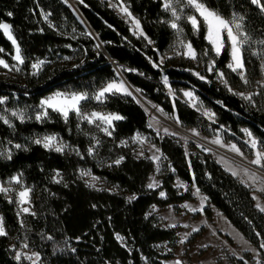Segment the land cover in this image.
<instances>
[{
  "label": "trees",
  "instance_id": "trees-1",
  "mask_svg": "<svg viewBox=\"0 0 264 264\" xmlns=\"http://www.w3.org/2000/svg\"><path fill=\"white\" fill-rule=\"evenodd\" d=\"M124 1L139 19L147 39L132 34L127 23L103 0H76L75 5L135 89L171 120L195 129L201 136L211 137L222 127L223 141L233 142L241 152L249 154L242 131L249 128L264 148V90L250 104L205 69L198 72L201 76L192 73L196 67L190 59L169 57L161 61L176 38L161 0ZM201 2L225 19L235 14L242 24L243 32L250 37L242 50L245 75L247 82L254 83L261 75L259 52H264V44L259 43L264 40L261 6L252 0ZM0 22L12 25L25 68L22 79L0 78V98H6L0 104V117L11 124L0 119V146L2 152L12 154L11 159L0 155V179L20 174L32 187L34 210L26 216L23 229L14 204L0 192V216L7 233L0 236V264H29L17 260L10 248L12 242L36 251L39 264H165L163 260L172 255L162 254L157 245L174 244L178 227L161 226L159 217L150 209L192 200L191 186L203 193L208 203L264 257V212L255 205L251 189L210 153L191 142L185 147L177 137L154 131L145 109L131 96L113 92L102 101L88 98L81 102L83 113L95 110L123 117L113 121L111 136L75 112L69 113L67 122L51 109L46 117L36 119L40 100L52 92L94 94L117 79L106 53L65 0H0ZM178 25L197 55L207 51L228 83L242 87L241 79L227 66V43L215 56L202 23L200 31L195 32L182 16ZM0 48L10 63L13 45L2 30ZM33 59L47 60L37 74L30 73ZM165 78L175 92L173 97L167 93ZM188 86L194 87L203 103L213 110L215 122L183 100L179 90ZM12 112L23 113V122ZM136 133L149 136L161 151L160 185L156 188L148 185L155 170L153 160L134 153L130 138ZM47 135L56 136L66 145L63 152L34 143ZM15 144L22 148H15ZM89 148H93L91 155ZM121 157L122 162L115 164ZM83 169L101 179L105 187L90 186L80 175ZM57 172L59 183L55 179ZM176 178L187 184L185 191L177 188ZM133 196L135 199H130ZM203 214L211 218L208 207ZM250 259L248 252L241 258L231 255L229 264H246Z\"/></svg>",
  "mask_w": 264,
  "mask_h": 264
},
{
  "label": "rangeland",
  "instance_id": "rangeland-1",
  "mask_svg": "<svg viewBox=\"0 0 264 264\" xmlns=\"http://www.w3.org/2000/svg\"><path fill=\"white\" fill-rule=\"evenodd\" d=\"M70 1L72 3H75L76 0H70ZM103 1H105V3L127 23L132 34H134L135 36H145L144 33L143 35H141V31H142L141 25H140V28L137 29L135 24L133 23V18H135L136 20H139V19L131 13L126 1L124 0H103ZM161 2H162L163 11L168 15V20H169L168 24L170 25V23L173 21L174 18L172 17L170 10L166 11L164 9V6H163L164 0H161ZM172 3H173V7L177 9V13L180 15L181 18L182 16H186V19H187V16L196 14L194 12V9H192L191 7H184L183 3H177L176 0H172ZM123 7H127L128 11L132 14L131 17L126 15L121 10ZM196 15L198 17V14ZM228 20H232V18H229ZM178 22L179 20L176 21V23ZM237 22L240 23L238 19H237ZM174 31L176 32V38L172 42L170 48L166 52H164L163 55L161 56V61L169 57H175V58L184 57V58L190 59L193 62L194 66L196 67L195 70L191 69L192 73L195 74V73H198L200 70L205 69L207 72L212 74L215 77V79L221 85L225 86L231 93L237 95L238 97H240L244 101H247L250 104H254V100L257 94L261 90H264V52L263 51L259 52L261 56L260 78L256 80L254 83H249V82L245 83V80L241 78L242 75L246 78L245 70L243 69V70L233 71L241 79L243 83L242 87L236 88V87L231 86L224 76L221 77L219 75V73H222V71L216 67L213 58L210 57L207 51H204L201 55H197L196 53L197 58L195 60L188 58L186 55H184L183 53H185L186 49L182 46L181 42H183L184 44H187L189 43V41L183 37V34L181 31H178V30H174ZM205 38H206V34H205ZM212 51L215 56H218L216 52L213 50V46H212ZM229 51H230V46H229ZM14 55H15V49L13 46V54L11 56V62L9 63L3 57V52H0V59L5 60V62L8 63L10 67L15 66L16 68L20 69L19 71H16L14 69L10 71L0 66V78L2 79H22L24 78L25 76V68L23 66L24 63L18 64L17 61L13 59ZM39 61H44V63L41 64L39 68L34 69L32 65L34 63H38ZM45 63H47V60L33 59L30 63V68H31L30 73L37 74ZM229 63H231V55L227 63V66ZM210 68L212 69L211 71H209ZM198 76H201V75H198ZM110 82L120 83V82H123V80L117 75V79L107 82L102 88H100L94 94H87V96L89 98L96 100L94 98L95 95L101 89L106 87L107 84ZM165 85L167 88V93L171 97H173L175 95L174 90L167 83H165ZM124 86L126 87L125 83H124ZM186 92H191L192 96L191 97L186 96L185 95ZM57 93L71 95L73 93L79 94L82 92L55 91V92H52L44 96L41 100H45L51 96H55ZM117 93L126 95L122 92H117ZM179 94L181 95V97L187 104H189L190 106H192L193 108L201 112L210 121L215 122V114L213 110L203 103L200 95L198 94L197 90L194 87L188 86V87L182 88L179 90ZM128 96H131V95H128ZM246 96H250L251 99H245ZM152 103L150 104L155 107L156 104L153 105L154 103L153 104ZM157 107L159 108L157 109L158 112L163 117H166V115L163 114V112L161 111L160 107L159 106ZM43 111L44 109L41 108V104H40L38 114H42ZM91 112L93 111L84 112V113L90 114ZM95 112H99L101 114H115V113L103 112V111H95ZM147 119H148L149 126L152 129H154V131H156L157 133L173 135L177 137L183 143L185 147L187 146L188 142H191L194 145H196V142L194 140L178 133L175 129L171 128L164 121L153 118V117H147ZM174 122L178 126L180 125L178 122L176 121ZM99 123L100 122L97 121L94 124L97 125ZM104 126L105 125L101 124L99 128L101 129ZM179 127H181L186 133L190 135H194L195 137L202 140L207 145L206 147H209L207 153H210L211 156L226 171L231 173L239 181H241L242 183H244L246 186H248L251 189L253 198L256 197L254 201L258 209H261L262 207H264V191H259V189L264 188V168L251 163V161L257 158L258 154H260L261 156H264V148H262L259 145L258 138L252 134L249 128H243L242 131L244 134V140L248 144L251 152L249 154H245L239 150V153H242L241 155L233 150V146H235V148L238 149V147L233 142L223 141L221 131L224 128L222 127L219 130H217L216 133L211 137L201 136L198 134V132L195 129H192V128H185V127H182L181 125ZM111 130L112 128L109 129V131ZM249 133H251V135H249ZM137 134L140 135L141 137L140 140L135 139ZM43 137L44 136L38 139H42ZM130 141L134 145V153L136 156L138 157L148 156L150 159L153 160L155 164V170L149 177L148 185L153 184L154 186L152 188L158 187L160 185V167H161V163L163 160L159 147L152 141V139L149 136L142 134V133L134 134L130 138ZM253 141L256 142L255 147H253ZM0 152H2L1 146H0ZM154 157H158V159H154ZM239 161H243V162H239ZM262 163H264V160H262ZM81 172L90 173V175L81 176L90 186L94 185L93 187H96V188L105 187L104 182L98 177H96L95 175L91 174V172L88 169L81 170L80 175H81ZM233 173H236V174L234 175ZM253 175L255 176V179H253ZM13 177H19L20 182L16 183L15 181H13L12 180ZM92 177H96L97 179L93 180ZM55 179L60 180V177L55 176ZM0 185L9 189L7 193H3V192L2 193L7 200L11 201L14 204L16 215L18 217L21 227L24 229L26 216L29 214H33L34 210L32 207L31 200H30L31 192L29 194V202L24 203V204H21L19 202L18 193L20 191H23L25 188L32 190L31 185L25 184L23 177L20 174L13 175L5 179H0ZM175 185L181 192L187 189V184L178 178L175 179ZM190 190L193 195L192 200H185L177 204H169L162 208H159L157 206H152L150 209V212L155 213L159 217V224L161 226L163 227L177 226L178 227V231H177L178 237L174 244L163 242L157 245V249L162 254L172 255V257L163 260L165 264H229V256L234 255L238 258H241L247 252L250 254L251 259L246 264H260L261 262H264V257L261 256V253L259 252L258 248L255 245L251 244L240 233V231L236 229L226 219V217L218 209L211 206L207 201V197L203 193H201L195 186H191ZM25 207L29 209L28 213H25L22 211V209ZM206 207L210 209L211 218H207L205 214H203V210ZM248 245L250 246L249 248H247ZM17 246H15L13 242L10 244V248L14 251L15 257H17V253H20L19 260L24 261L25 263H29V264H39L40 263V255L36 251L28 250L23 244L22 245L19 244ZM29 256L32 258L28 259Z\"/></svg>",
  "mask_w": 264,
  "mask_h": 264
},
{
  "label": "snow or ice",
  "instance_id": "snow-or-ice-1",
  "mask_svg": "<svg viewBox=\"0 0 264 264\" xmlns=\"http://www.w3.org/2000/svg\"><path fill=\"white\" fill-rule=\"evenodd\" d=\"M82 2V0H81ZM177 3H183L184 7H191L194 9V12L198 14V17L196 14L187 16L188 22L192 25V28L194 31H200L201 23L203 24L204 28L206 29V39L209 41V43L213 46V50L216 52L217 55H219L222 51V49L225 47V44L227 43L230 46V55H231V63L228 64V67L232 69V71L237 70H243L244 69V60L242 55V50L244 48V45L248 43L250 37L245 34L242 31V24L237 22V17L235 14L233 15L232 20L225 19L222 15H220L215 10H211L208 6H206L205 3L201 2V0H176ZM253 4H257L261 6V10L264 11V4H261V0H252ZM164 9L166 11H171V15L174 18L173 21L170 23V27L174 30L183 31L182 28L176 23V21L180 20V15L177 13V9L173 7L172 0H164ZM126 15L131 17V13L128 11L127 7H123L121 9ZM182 11V10H181ZM9 16L12 15V13H8ZM47 19V17H45ZM240 20L243 18L240 17ZM133 23L135 24L136 28H140V22L139 20H136L133 18ZM0 30H3L4 35L12 42L14 49H15V55L13 56V59L17 61L18 64L24 63V57L21 53L20 45L18 44L16 38L12 34V25L9 23H2L0 22ZM141 35H143V32L141 31ZM145 39L147 37L145 36ZM151 43V41H149ZM260 44H264V40L259 41ZM182 46L186 49L184 55H186L188 58H191L195 60L197 58L196 51L193 49L191 43L184 44L181 42ZM4 50L0 48V52H3ZM44 61H39L38 63H34L32 67L34 69L39 68L41 64H43ZM0 66L8 69V70H16L19 71V68H16L15 66H9L8 63L5 62V60L0 59ZM156 67V65H153ZM212 69L210 68L209 71ZM196 75H199L198 73H195ZM221 77H223V73H219ZM203 79V77H200ZM242 79L245 80V83H247L246 78L242 75ZM165 83H167V78H165ZM113 92H122L126 95H132L131 92L128 91V89L124 86L123 82L116 83V82H110L107 84L106 87L101 89L96 95L95 99L97 101H102V98L105 97L106 93H113ZM186 96L191 97V92H186ZM89 97L86 93H73L71 95H65L63 93H57L55 96H51L45 100H41V108L44 109L42 114H37L36 119L39 121L42 118L47 116V109H52L53 111H56L62 115V117L65 119V122H67L68 116L70 112H75L78 117L82 120H86L89 124L96 123L99 121L100 123L97 124L98 127H100L101 124L105 125L101 128V131H103L106 135L111 136L112 132L109 131L110 128L113 127V121H118L123 119L122 116L116 115V114H101L99 112H91L90 114H86L82 112L81 108V102L87 100ZM6 98H0V104H3L5 102ZM245 99H251L250 96H246ZM13 116H16L18 119L23 122L24 115L23 113H17L12 112ZM0 119H3L5 124H9L11 126L10 122L4 118L0 117ZM167 131V130H166ZM251 135V133H249ZM137 140H140L141 137L139 134H137L136 138ZM218 142V141H217ZM9 143H11L9 141ZM37 145H42L43 148L47 150H55L56 152H63L66 145H64L62 142H59L57 140V137L54 135H47L44 136L42 139H36L34 141ZM255 141H253V147H255ZM15 148L20 149L22 148V145L15 144ZM233 150L239 153V149H236L235 146H233ZM89 154L91 155L93 152V148L88 149ZM8 159H11V151H7V153L0 152V155H5ZM242 155V153H239ZM154 159H158V157H154ZM123 160V157L120 159H117L115 161V164L119 165ZM262 160H264V156H261L260 154L257 155V158L253 161H251L252 164H255L259 167L264 168V163H262ZM234 175L236 173H233ZM59 172H57V176H59ZM90 175V173L87 172H81V176H87ZM93 180L97 179L96 177H92ZM253 179H255V176L253 175ZM13 181L16 183H19V177H13ZM57 183L60 181L57 180ZM94 186V185H92ZM153 184H149V187H153ZM9 191L8 188L3 187L0 185V192L7 193ZM259 191H264V188L259 189ZM31 192V189L25 188L23 191H20L18 193L19 196V202L21 204L28 203L29 202V194ZM163 196L164 194L161 193ZM130 199H135V197H131ZM256 199V197H254ZM261 211H264V207L260 209ZM23 212L28 213L29 209L27 207L22 209ZM7 233L5 232L4 224H3V218L0 217V236H5ZM119 238V237H118ZM27 247V245H25ZM261 247L264 248V244H261ZM17 260L20 259V253H17ZM32 257H28V259H31Z\"/></svg>",
  "mask_w": 264,
  "mask_h": 264
},
{
  "label": "bare ground",
  "instance_id": "bare-ground-1",
  "mask_svg": "<svg viewBox=\"0 0 264 264\" xmlns=\"http://www.w3.org/2000/svg\"><path fill=\"white\" fill-rule=\"evenodd\" d=\"M126 88L128 89L129 92L132 93V97L138 102L140 103L143 108L145 109V111L148 114V117H153L156 119H160L162 121H167L166 117H163L157 109H159L157 106H152L139 92L136 91V89L132 86H130L129 84H125ZM176 128H174L178 133L182 134L183 136H186L192 140H194L196 143H198L200 146H204L206 149H209V147H206L207 145L200 140L199 138L195 137L194 135H190L188 133H186L181 127H179L178 125L175 126ZM221 150V149H220ZM217 151V150H216ZM221 154V152H220ZM225 154V152H224ZM230 155V154H229ZM234 157V156H233ZM232 157V158H233ZM238 158V157H237ZM235 159V158H234ZM241 160V159H239ZM239 162H243V161H239ZM247 166V165H246Z\"/></svg>",
  "mask_w": 264,
  "mask_h": 264
},
{
  "label": "water",
  "instance_id": "water-1",
  "mask_svg": "<svg viewBox=\"0 0 264 264\" xmlns=\"http://www.w3.org/2000/svg\"><path fill=\"white\" fill-rule=\"evenodd\" d=\"M76 12V14L78 15L79 19L83 22V24L86 26L87 30L89 31V33L93 36V38L97 41V43L101 46L102 50L105 52L103 46L101 45V43L99 42L97 36L95 35L94 31L90 28V26L88 25V23L86 22V20L84 19V17L82 16V14L79 12V10L77 9L75 3H72L70 0H65ZM106 53V52H105ZM106 56L108 57L109 62H111V64L114 66L117 75L123 80V82L125 84H129L130 86L134 87L125 77V75L123 74L121 68L114 62L113 59H111L107 53ZM135 88V87H134ZM158 106V105H157ZM148 117V115H147ZM166 120L165 123L168 124L171 128H176L175 126L177 125L173 120H171L170 118H168L166 116ZM196 146L201 149L203 152L207 153L208 149H206L204 146H200L198 143H196Z\"/></svg>",
  "mask_w": 264,
  "mask_h": 264
},
{
  "label": "crops",
  "instance_id": "crops-1",
  "mask_svg": "<svg viewBox=\"0 0 264 264\" xmlns=\"http://www.w3.org/2000/svg\"><path fill=\"white\" fill-rule=\"evenodd\" d=\"M250 246L248 245L247 248H249Z\"/></svg>",
  "mask_w": 264,
  "mask_h": 264
}]
</instances>
